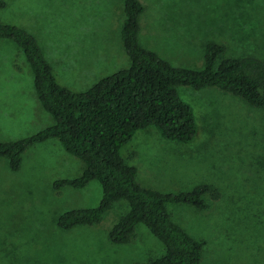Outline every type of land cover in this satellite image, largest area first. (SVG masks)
I'll return each instance as SVG.
<instances>
[{
    "label": "rangeland",
    "instance_id": "374dc122",
    "mask_svg": "<svg viewBox=\"0 0 264 264\" xmlns=\"http://www.w3.org/2000/svg\"><path fill=\"white\" fill-rule=\"evenodd\" d=\"M2 23L33 36L56 83L82 93L128 67L120 41L121 0H2ZM138 43L177 68L200 69L208 42L230 41L229 56L264 61V0H138ZM192 112L187 143L162 139L152 127L136 132L120 151L136 183L162 194L206 186L207 208L166 205L170 220L202 243L200 264H264V109L216 89L177 87ZM20 50L0 39V142L27 138L50 126ZM83 165L55 140L27 148L17 171L0 158V264H147L162 245L137 224L125 245L107 235L127 212L113 203L99 224L61 231L56 218L90 209L101 188L53 189L80 176Z\"/></svg>",
    "mask_w": 264,
    "mask_h": 264
},
{
    "label": "trees",
    "instance_id": "16d2710c",
    "mask_svg": "<svg viewBox=\"0 0 264 264\" xmlns=\"http://www.w3.org/2000/svg\"><path fill=\"white\" fill-rule=\"evenodd\" d=\"M121 2L119 36L128 67L82 93H72L56 83L31 34L0 20V39L11 41L24 56L38 104L52 120L50 126L27 138L0 142V158L7 162L8 169L17 171L27 148L57 141L66 154L82 163L83 171L76 179L55 181L53 189H82L89 182L101 188L96 207L59 215L55 221L59 230L97 225L113 203L123 201L128 210L110 228L107 239L111 244L125 245L135 226L141 224L163 247V253L147 260V264H200L202 243L175 225L165 207L186 205L205 210L204 197L215 201L216 194L206 186L177 194L141 188L136 183L135 169L124 163L120 151L136 132L149 127L166 141L192 140V112L178 97L177 87L216 89L253 108L264 109V61L248 54L229 56L233 44L227 40L205 44L200 69L173 67L140 47V2ZM4 7L0 0V10Z\"/></svg>",
    "mask_w": 264,
    "mask_h": 264
}]
</instances>
